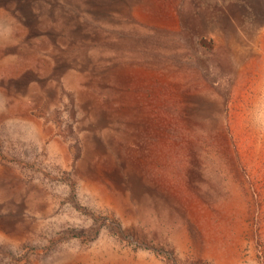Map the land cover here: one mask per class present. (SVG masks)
<instances>
[{
  "label": "rangeland",
  "instance_id": "374dc122",
  "mask_svg": "<svg viewBox=\"0 0 264 264\" xmlns=\"http://www.w3.org/2000/svg\"><path fill=\"white\" fill-rule=\"evenodd\" d=\"M258 0H0V264H264Z\"/></svg>",
  "mask_w": 264,
  "mask_h": 264
},
{
  "label": "bare ground",
  "instance_id": "6f19581e",
  "mask_svg": "<svg viewBox=\"0 0 264 264\" xmlns=\"http://www.w3.org/2000/svg\"><path fill=\"white\" fill-rule=\"evenodd\" d=\"M257 4L259 5L258 8L261 10V12H263V16H264V0H258Z\"/></svg>",
  "mask_w": 264,
  "mask_h": 264
}]
</instances>
